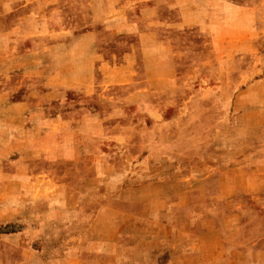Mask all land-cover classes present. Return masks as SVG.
<instances>
[{"label": "crops", "instance_id": "1", "mask_svg": "<svg viewBox=\"0 0 264 264\" xmlns=\"http://www.w3.org/2000/svg\"><path fill=\"white\" fill-rule=\"evenodd\" d=\"M163 1L86 0L82 11L90 19L99 11L106 17L87 21L79 33L77 18L82 11L76 7L78 0H0V61L24 58L28 51L42 57L54 44L91 37L98 45L95 64L101 84L86 87L82 96L110 91L117 85L126 89L142 68L143 33L159 27L203 26L200 20L187 23L177 7L155 12ZM244 4L251 12L257 8L254 0ZM145 8L153 12L148 19L141 16ZM260 9L264 14V8ZM122 35L133 38L124 40ZM120 42L127 46L122 48ZM205 56L198 52L199 59ZM112 71L122 74L125 82L106 83ZM15 76L0 71V102L22 89L24 78L17 81ZM133 90L135 94L144 91L142 84ZM160 116L151 115L150 126L145 119L139 120V130L125 133V138L134 140V151L125 154L148 156L146 173L135 181L149 194L143 199H118L123 208L118 206L117 218L132 222L119 225L116 252L107 251L99 260L93 259L91 253L97 247L87 238L85 246L82 238L70 248L89 253L85 259H39L41 251L36 245L47 234L46 213L35 204L46 199H28L24 193L15 199L13 190L27 188L25 181L37 187L50 176L45 168L39 172L32 160L16 158L14 150L0 146V187L5 189L0 194V264H264V67L237 73L229 84L218 77L206 88L195 90L183 100L181 114L164 122L165 131L157 133L163 125ZM27 119L20 116L17 122L23 124ZM56 120L64 121L62 115ZM52 200L62 206L61 199ZM85 200L84 215H75V219L84 221L86 227L101 212L111 210L106 199ZM65 201L83 209V199ZM97 204L101 207L95 216ZM131 204L133 209L126 206ZM17 222L20 228L8 229ZM85 230L80 236L92 232ZM100 244L105 248L103 240Z\"/></svg>", "mask_w": 264, "mask_h": 264}, {"label": "rangeland", "instance_id": "2", "mask_svg": "<svg viewBox=\"0 0 264 264\" xmlns=\"http://www.w3.org/2000/svg\"><path fill=\"white\" fill-rule=\"evenodd\" d=\"M254 1L257 8L253 12L245 9V0H165L160 3L155 12L164 13L177 7L183 10L187 23L198 24L200 20L203 26L159 27L151 33H143L142 68L126 89L117 85L111 86L110 91L82 96L86 87L101 84L95 64L98 45L91 37L80 42L54 44L42 57L28 51L24 58L0 61L1 72L17 73V81L24 78L22 89L0 102V146L14 150L16 158L32 160L39 172L45 168V174L50 176L46 182H38L37 187H29L32 182L25 181L27 188L13 190L15 199H21L24 194L28 199H46L35 204L46 213L45 222L42 221L47 234L36 245L41 251L39 259H85L89 253L70 249L82 238V245L87 238L97 247L91 253L93 259L99 260L107 251L111 255L116 252L119 225L130 226L132 222L117 218L118 206L123 208V202L118 199H143L144 194H149L135 181L146 173L148 156L126 155L125 152L134 151V140L125 138V133L139 130L137 124L142 119L150 126L151 115H161L162 130L155 131H165L164 122L181 114L183 100L195 90L206 88L218 77L229 84L237 73H244L250 67H264V19L261 17L264 14L260 9L264 8V0ZM76 7L82 11L86 0H78ZM146 9L141 16L147 18L153 12ZM92 14L90 19L85 11L78 12L79 33L84 32L87 21L106 17L101 11ZM203 37H206L205 44ZM126 43L120 42L121 47H126ZM198 52H205L206 59H199ZM111 73L106 83L125 82L122 74ZM141 84L144 91L135 94L133 89ZM17 104L20 107H16ZM23 114L28 119L21 124L17 119ZM61 115L65 122H57L56 118ZM146 134L149 136L150 131ZM146 144L149 145V140ZM125 147L130 148L125 150ZM4 191L0 187V194ZM52 199H61L62 206ZM66 199H83L81 208L82 204L85 206V199H106L111 210L101 212L99 218L95 220V217L93 224L86 227L84 221L75 219V215H84V207L77 209ZM126 206L133 209L132 204ZM100 207L95 206V216ZM21 226L17 222L8 229ZM85 228L92 230L91 234L80 236L82 231L86 232ZM102 240L105 248H101Z\"/></svg>", "mask_w": 264, "mask_h": 264}]
</instances>
